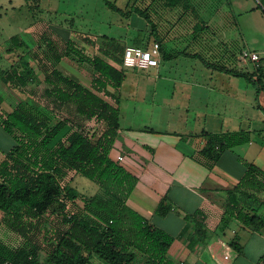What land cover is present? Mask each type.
Wrapping results in <instances>:
<instances>
[{
  "label": "trees",
  "instance_id": "1",
  "mask_svg": "<svg viewBox=\"0 0 264 264\" xmlns=\"http://www.w3.org/2000/svg\"><path fill=\"white\" fill-rule=\"evenodd\" d=\"M168 4L196 10L194 0H168ZM257 7L264 12V0H258ZM131 11L149 20L145 9ZM196 27L203 28L202 19ZM66 31L61 50L44 35L43 45H38L41 52L27 49L20 34L9 39L8 50L25 51L1 70L0 78L25 91L27 97L12 106L0 94V128L15 140L0 158V226L18 239L15 245L0 239V264H187L168 256L175 237L127 203L138 177L110 156L120 127L119 89L125 77L126 45L106 36L98 43L95 37L77 32L97 50L89 54ZM134 45L148 46L140 36ZM67 58L90 65L89 85L58 67ZM211 65L244 76L261 88L260 69L248 72ZM40 85L44 86L36 96ZM62 109L69 110V115H58ZM91 120L95 125L86 123ZM200 135L205 143L199 154L208 167L224 151L250 140L248 130H202ZM244 164V174L227 192L221 220L224 225L236 219L246 227L264 228L260 212L264 170L249 161ZM70 171L95 181L99 191L86 195L65 182ZM169 208L163 198L156 211L165 214ZM196 237L202 238L200 227ZM230 245L240 248L236 239Z\"/></svg>",
  "mask_w": 264,
  "mask_h": 264
},
{
  "label": "crops",
  "instance_id": "2",
  "mask_svg": "<svg viewBox=\"0 0 264 264\" xmlns=\"http://www.w3.org/2000/svg\"><path fill=\"white\" fill-rule=\"evenodd\" d=\"M252 9V12H258L260 21L249 26L247 44L240 43V33L236 36L229 33L232 22H235L232 17L234 9L230 7L219 15L218 7L216 12L202 18L221 42L220 46L215 45L213 40L201 39L194 43L191 38H184L173 41L171 37L162 35L149 40V44L154 40L160 42L159 64L135 68L145 74L151 70L149 74H155L158 81L163 76L171 80L170 95L185 97V111H191L194 117L200 118L205 131H250L248 142L224 151L208 167L204 163L205 158L199 154L205 143L201 132L193 135L120 123L110 156L138 177L127 203L175 237L168 250V256L175 261L187 264H264V228L246 227L236 219H230L224 225L221 220L227 192L245 172L244 161L252 162L264 170V12L257 4ZM137 23L146 24L143 20ZM241 39H246L245 35ZM243 48L254 50L260 55L259 90L244 76L211 65L217 63L228 68L254 71L252 63L242 64L239 59ZM173 55L181 64L184 59L185 67L180 64L172 72L169 63ZM200 63L204 66L199 68ZM162 69L167 72L161 74ZM76 78L81 80L78 76ZM217 78L225 83L223 88H215L211 84ZM241 79L247 84L252 83L254 89H249ZM161 86L159 92L166 84L162 83ZM240 86L243 87L240 89ZM246 87L252 95L247 94ZM261 196L264 198V192ZM163 198L170 208L165 214H160L156 207ZM260 212L264 215V206ZM199 227L202 229V238L198 240L196 231ZM233 239L238 241L239 249L230 245Z\"/></svg>",
  "mask_w": 264,
  "mask_h": 264
},
{
  "label": "rangeland",
  "instance_id": "3",
  "mask_svg": "<svg viewBox=\"0 0 264 264\" xmlns=\"http://www.w3.org/2000/svg\"><path fill=\"white\" fill-rule=\"evenodd\" d=\"M108 1L124 12L129 13H121L109 7L105 0H0V73L2 69L9 67L10 63L19 58L21 52L25 51L15 48L8 50L9 39L14 34H20L25 39L29 46L27 49H38L41 52L38 45L44 43L42 35H44V38L52 39L57 43L58 49L61 50L64 47L63 38L67 36V29L71 31L69 35L73 37L78 47L83 48L89 54H93L97 50L88 46L78 33L95 37L98 43L102 41L103 36H106L108 39L116 38L121 43L134 44V40L140 36V38H143L144 44L148 45L149 40L167 35L173 41L184 38H191L194 43L201 39L213 40L215 45L220 46L221 42L217 40V36L208 28L207 22L203 20L210 13L216 12L218 7L220 8L219 15H222V11L225 9L230 7L234 9L232 17L235 18V22H232L229 33L235 36L240 33V37H243V39L245 35L246 39L242 40L240 38L241 44L243 42L247 44L249 26L260 21L257 16L258 12H252V7L257 4V0H231V2L229 0H194L195 11H192V7L187 10L183 6L172 7L168 4V0ZM231 3L235 5H231ZM244 6L246 8H242ZM134 7L141 10L145 9L149 14V20H146L135 11H131ZM228 13L231 15V11ZM200 19L203 21V28L197 29L196 24L200 22ZM141 20L146 23L144 26L137 23ZM262 29L264 30V22L262 23ZM25 56L29 57L28 54ZM175 56L173 55L170 58L172 60L169 63L172 72L181 64L179 60L174 59ZM32 64L36 67L34 61H32ZM200 64H198L199 68L204 66ZM166 65L168 67V64ZM181 65L185 67L184 59ZM89 66L86 62L81 64L67 58L61 62L59 68L71 76H78L85 85H89L91 82ZM124 68L125 77L122 89H120L121 92L119 91L118 103L119 120L122 125H145L149 128L154 127L160 130L179 131L193 135H195V132L204 130L202 129L204 124L202 125L201 119L194 117L193 112L185 111V97L170 95L172 92L170 88L173 84L171 80L163 76L162 80L158 81L155 74H149L151 70H148L145 74L135 69L136 67ZM166 72L165 69L161 70V74ZM39 75L42 77L41 73ZM241 81L245 85L247 84L244 79H241ZM162 83H165L166 86L159 92ZM211 84L215 88H223L225 83L217 78ZM43 86H37L36 96L41 93ZM28 87L32 88L33 86ZM247 87L254 89L255 86L249 83ZM158 92L161 96L157 95ZM246 92L252 95L248 88ZM0 94L5 98V102L12 106L27 97L25 91L9 86L1 78ZM105 99L108 100L106 97ZM58 113V115H69V110L62 109ZM214 122L218 121L214 120ZM86 123L89 126L95 125L93 120L86 121ZM212 123L213 121L210 122V124ZM14 144L15 140L0 128V157L3 151ZM65 182H69L86 195H92L99 191V185L95 181L79 173L76 174L74 171L68 173ZM77 201L82 204V200ZM0 236L3 241L10 245L17 244V237L4 226L0 229Z\"/></svg>",
  "mask_w": 264,
  "mask_h": 264
},
{
  "label": "built area",
  "instance_id": "4",
  "mask_svg": "<svg viewBox=\"0 0 264 264\" xmlns=\"http://www.w3.org/2000/svg\"><path fill=\"white\" fill-rule=\"evenodd\" d=\"M239 59L243 63H252L254 70L261 68L260 55L254 50L243 48L240 51ZM159 60L160 42L158 40H154L147 47L137 45L126 46L123 52L122 64L124 67L128 68H149L157 66L159 64Z\"/></svg>",
  "mask_w": 264,
  "mask_h": 264
}]
</instances>
